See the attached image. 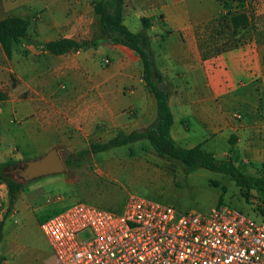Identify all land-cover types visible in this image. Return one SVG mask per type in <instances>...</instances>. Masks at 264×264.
I'll return each instance as SVG.
<instances>
[{"label":"crops","instance_id":"1","mask_svg":"<svg viewBox=\"0 0 264 264\" xmlns=\"http://www.w3.org/2000/svg\"><path fill=\"white\" fill-rule=\"evenodd\" d=\"M124 1V25L138 33L140 18H152L151 27L146 30L151 38L150 49L153 43L162 41L165 44L160 52L151 51L162 75L161 86L169 91L170 134L179 146L191 148L201 145L205 148L203 142L209 134L229 128L231 123L223 97L230 89L222 88V84L228 82V74H246L248 81L255 84L252 89L255 96L260 93L264 97V49L258 47L255 35L233 45L227 52L216 53L217 44L211 42L215 36L208 29L209 13H194L193 4L187 0ZM54 2L59 3L62 9L65 3H73L72 12L54 15L48 5ZM90 2L0 0V19L7 16L27 19L33 13L31 8L38 4L39 10L44 9L34 25L29 26L31 33L27 32V41L16 44L9 59L0 48V55L9 61L10 68L23 73L26 87L33 94L28 111L35 120L26 125L25 131L29 145L55 146L54 141L63 140L65 134L87 135L94 132L96 126L130 131L146 129L149 126L145 116L156 118L153 96L141 79V63L129 50L97 40L84 50L51 55L32 43L87 35L90 24L95 20ZM17 46L24 52L23 57L19 54L21 59L16 53ZM106 58L111 60L108 65L102 61ZM57 84L63 85L64 92L58 91ZM251 111L256 115L258 109L255 106ZM39 118L42 123L37 126ZM44 122L52 123V126L45 127ZM191 125L195 126L194 131H203L207 136L197 143L191 142ZM38 139L43 142L38 143ZM26 191L23 188L19 193L11 213L18 215L22 212V219L30 218L32 213L29 211V197L33 195L34 188L30 186ZM4 200H7V195ZM47 217L38 223L39 230L40 223ZM19 227L18 221L4 223V241L0 242V248H10ZM45 264H52L49 247Z\"/></svg>","mask_w":264,"mask_h":264},{"label":"rangeland","instance_id":"2","mask_svg":"<svg viewBox=\"0 0 264 264\" xmlns=\"http://www.w3.org/2000/svg\"><path fill=\"white\" fill-rule=\"evenodd\" d=\"M187 1L193 4L194 13H209L211 20L208 29L210 34L215 36L211 42L217 44L216 53L227 52L233 45L246 41L249 36L253 35L256 37L258 47L264 49V0H239L225 4L214 0ZM48 5L54 15L63 12L68 15L72 12L74 4L65 3L64 9L56 2ZM39 7L40 4L31 8L33 13H30L26 19L30 26L34 25L35 20H38L41 12L44 11V9L39 10ZM239 12L247 14L249 19L243 31L232 30L228 23L229 16ZM94 19L89 26L88 34L74 40L96 38L99 33V24L95 15ZM28 31L31 33V29ZM19 42L24 44L26 41ZM164 46L165 44L159 41L151 44V49L160 52ZM16 53L18 57L19 54L23 57L24 52L18 46ZM102 61L105 65L111 63L108 58ZM172 68L175 69V66L173 65ZM248 79L244 73H231L228 74V82L222 84V88L229 87L230 89L223 97L231 123L229 128L225 127L207 136V133L203 131H194L195 126L191 125L189 132L192 139L190 141L197 143L207 136L203 142L206 149H203L211 152L216 159L223 160L226 154H230L231 146L228 144V139L231 135H235L237 140L233 145L234 152L231 156L237 171L245 176L264 178V97L260 93L255 96L252 91L255 84L250 83ZM57 89L59 92H64L62 84H57ZM32 98L33 94L26 87L23 73L18 69H11L9 61L0 55L1 161L11 159L15 162L34 159L42 156L52 147H55L62 159H65L68 152L86 149L91 142H105L118 131V129L96 126L94 132L87 135L72 132L65 134L63 140L54 141L55 146L29 145L30 142L27 143L25 139V131L26 125L35 120L28 111ZM255 106L258 109L256 115L251 111ZM144 119L148 126L155 122L152 116H145ZM41 121L40 118L37 120V126H40ZM44 126H52V123L44 122ZM186 128L184 126V129ZM121 131L129 132L130 130ZM4 138L8 139L7 142ZM3 142L6 144L3 145ZM37 142L41 143L43 140L38 139ZM12 167H6L4 173L13 179L14 175L10 173ZM30 186L34 188L33 195L29 197L31 216L22 219V212H19L18 215L15 214L16 216L11 214L6 218L4 223L18 221L20 227L10 248H0V264H4V260L7 261L6 264H45L48 247L42 232L38 229V223L46 216L53 215L55 211L57 213L76 202H84L100 209L119 212L124 208L127 199L135 196L170 205L179 212L194 211L205 214L216 206L218 196L222 192L223 204L251 218L258 219L252 209L257 199L251 197L245 201L239 187L229 176L203 168L187 173L184 165L179 161L157 155L147 140L89 155L79 168H65L61 174L42 177L26 183L23 187L25 192ZM5 195L6 187L0 184V218L7 205V200H4ZM87 237L86 232L80 234L81 239Z\"/></svg>","mask_w":264,"mask_h":264},{"label":"built area","instance_id":"3","mask_svg":"<svg viewBox=\"0 0 264 264\" xmlns=\"http://www.w3.org/2000/svg\"><path fill=\"white\" fill-rule=\"evenodd\" d=\"M253 213L226 204L179 212L130 196L119 212L76 202L40 230L52 264H264V210Z\"/></svg>","mask_w":264,"mask_h":264},{"label":"trees","instance_id":"4","mask_svg":"<svg viewBox=\"0 0 264 264\" xmlns=\"http://www.w3.org/2000/svg\"><path fill=\"white\" fill-rule=\"evenodd\" d=\"M218 3L238 2L239 0H214ZM124 0H91L93 13L99 24V33L96 38L77 41L74 39L60 38L47 42H32L42 51L51 55H63L72 50H80L95 43L96 40L106 41L111 45L125 48L132 52L142 66L141 79L155 102L156 118L153 125L144 130L124 132L118 130L114 136L105 142H91L86 149L68 152L62 159L66 169L79 168L89 157L112 148L122 147L140 140H147L153 151L168 159L179 161L184 165L187 173L197 168L227 175L240 189L242 198L248 201L251 197L257 199L253 211L263 213L264 210V178L245 176L240 174L231 154L237 137L231 135L228 139L230 154L225 159L218 160L211 152L204 150L201 145L191 148L179 146L171 137L172 113L168 105L169 91L161 86L162 75L155 65L150 49L151 38L146 30L151 27L152 18L141 17V29L138 33L130 31L123 23ZM229 27L233 30L245 28L249 19L244 12L231 14L228 18ZM29 22L18 16H7L0 19V48L6 58L12 56L14 46L21 40L27 41ZM19 161L7 159L0 162V184L6 187L7 205L0 218V242L3 239V226L6 218L12 213L14 203L24 187L4 173L5 168L14 166ZM223 193L218 196L216 206L222 203Z\"/></svg>","mask_w":264,"mask_h":264},{"label":"water","instance_id":"5","mask_svg":"<svg viewBox=\"0 0 264 264\" xmlns=\"http://www.w3.org/2000/svg\"><path fill=\"white\" fill-rule=\"evenodd\" d=\"M64 171V162L55 147L40 157L19 161L10 169V173L14 175L13 179L24 184Z\"/></svg>","mask_w":264,"mask_h":264}]
</instances>
